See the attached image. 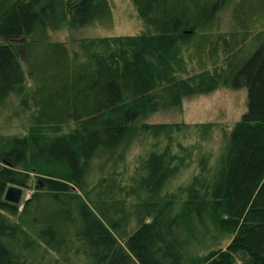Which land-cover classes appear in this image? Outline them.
Returning <instances> with one entry per match:
<instances>
[{"label":"trees","instance_id":"obj_1","mask_svg":"<svg viewBox=\"0 0 264 264\" xmlns=\"http://www.w3.org/2000/svg\"><path fill=\"white\" fill-rule=\"evenodd\" d=\"M129 1L138 35L71 50L50 30L109 24L108 0H0V105L15 98L24 122V133H0V264H45L52 252L57 264H264V0ZM222 85L246 88L245 113L216 154L196 151L188 183L168 191L196 146L175 139L189 133L185 123L142 119ZM213 126L190 129L210 141ZM141 135L165 145L127 189L108 166ZM30 172L37 187L19 209L2 194ZM129 197L141 210L127 234Z\"/></svg>","mask_w":264,"mask_h":264},{"label":"rangeland","instance_id":"obj_2","mask_svg":"<svg viewBox=\"0 0 264 264\" xmlns=\"http://www.w3.org/2000/svg\"><path fill=\"white\" fill-rule=\"evenodd\" d=\"M76 1V0H74ZM111 6V22L109 24H103L99 22H92L83 26H73L68 22H64L60 27L50 30L49 38L54 41L64 42L71 50H76L77 43L82 39L88 38H105L115 36H134L138 35L143 28V25L137 17L136 10L129 0H108ZM230 8V7H229ZM226 7L220 13L221 30L227 31L231 25L230 9ZM68 21V20H67ZM190 67H196V60L191 59ZM211 66V64H208ZM191 69V68H190ZM192 71V70H191ZM183 74H179V78ZM28 77L25 76V82L27 87H30ZM17 100L13 97L7 98L3 104L0 105V133L14 134L24 133L23 115L17 114ZM247 108V91L244 86L237 88L228 87L222 85L209 91L207 93L193 94L181 99L178 106L172 107L168 110H160L142 119L143 122L148 124H181L187 125V134L176 135L175 139L180 141L184 146H196L194 151L193 160L188 161V164L181 168V171L171 180L167 190L171 191L177 187L188 183L191 176L197 171L196 156L198 152L210 151L213 154L218 152L220 143L222 142L225 133H228L233 125L241 118ZM199 123H211L213 124L214 134L210 141H204L197 139L194 135V131L190 127H194ZM184 131V130H183ZM165 145L164 141L148 138L145 135L137 136L133 145L127 150L123 162L120 165L112 167L108 166L109 174L117 172L115 177L118 185L125 188H131L133 178L137 177L140 172V163L147 157L151 151H160ZM198 147V148H197ZM174 152H178L175 145L172 146ZM197 151V153H196ZM97 180V174H94L91 179V186L94 181ZM38 178L34 172H30L29 180L26 186H18L21 188L22 194L18 203L20 209L24 202L31 197L37 187ZM11 184H8L10 186ZM7 186V187H8ZM90 186V187H91ZM4 189L2 197L4 198ZM119 192V191H118ZM117 192H114L116 194ZM122 198V196L120 197ZM136 200L134 197H129L124 204V209L129 215V222L127 228L123 227V230L130 234L138 227V221L136 212L139 210L136 208ZM120 204L114 205L119 207ZM135 206V207H134ZM140 213V212H139ZM7 215V214H6ZM12 221L16 219L15 216L7 215ZM118 217V216H117ZM120 217V216H119ZM124 232V231H123ZM120 240V239H118ZM229 240L227 238L222 240L221 246H225ZM123 245L122 241H119ZM56 260H59L55 253H49L45 255V264H57ZM60 261V260H59ZM38 264H41L37 261ZM62 264V263H59ZM235 264H243L242 260L237 258Z\"/></svg>","mask_w":264,"mask_h":264},{"label":"water","instance_id":"obj_3","mask_svg":"<svg viewBox=\"0 0 264 264\" xmlns=\"http://www.w3.org/2000/svg\"><path fill=\"white\" fill-rule=\"evenodd\" d=\"M21 194V188L10 185L5 191L4 200L12 204H18L20 201Z\"/></svg>","mask_w":264,"mask_h":264}]
</instances>
